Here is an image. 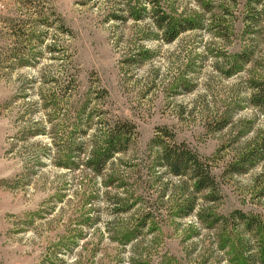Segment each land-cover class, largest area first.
<instances>
[{"label":"rangeland","instance_id":"374dc122","mask_svg":"<svg viewBox=\"0 0 264 264\" xmlns=\"http://www.w3.org/2000/svg\"><path fill=\"white\" fill-rule=\"evenodd\" d=\"M124 1L0 0V264H264L235 213L264 219V159L226 168L264 131L250 88L264 0H158L197 22L170 42L156 6L131 0L134 20ZM113 115L137 134L95 173L87 152ZM159 127L208 160L214 192L159 164ZM146 213L138 244L121 241Z\"/></svg>","mask_w":264,"mask_h":264},{"label":"trees","instance_id":"16d2710c","mask_svg":"<svg viewBox=\"0 0 264 264\" xmlns=\"http://www.w3.org/2000/svg\"><path fill=\"white\" fill-rule=\"evenodd\" d=\"M141 3L151 2L153 6V14L150 15L153 24L156 28L163 31V37L166 41H173L180 33L197 28V22L193 19L184 17H175L170 12L163 11L157 8L158 0H134ZM132 5L131 0H125L124 5L128 6L129 17L134 20H140L144 17V13L137 12L135 5ZM143 7V6H142ZM117 16V15H115ZM120 18V16L115 17ZM67 32L68 31L67 29ZM245 61V60H243ZM66 70L68 71L69 68ZM250 88L251 101L253 105L258 107L262 113H264V74L260 78L252 79ZM82 110H85L84 106H81ZM99 126L96 129L94 140L90 144L91 148L87 152L86 164L95 171V173H101L107 166L108 162L117 153L125 152L131 141L137 134V126L129 119H124L121 116L113 115V117H106L98 121ZM87 126L90 125V123ZM88 128V127H87ZM158 135L155 136L154 141L159 145V151L157 156L160 160L159 164L163 166L169 173L179 176L187 177L192 182L191 194L195 192L209 190L214 192L218 186L216 174L213 171V167L209 164L208 160L200 155L196 150L191 148L184 141H177L172 131L166 128L159 127ZM169 139V141H167ZM260 142L255 145L254 149L244 151L233 163L228 164L227 170L233 173H242L252 166L256 161L264 159V131L260 138ZM83 146V147H81ZM79 150H86L87 146L81 143ZM193 198V197H192ZM186 199L183 206L182 216L189 215L195 208L194 198ZM125 202L127 199H124ZM238 218L244 221L245 227L253 232L260 234L261 241L259 242V249L264 256V219H256V217L247 215L241 211H235ZM152 215L149 213L144 214L142 219L124 230L122 233L121 241L135 242L136 245L139 242V235L141 230L148 223L149 218ZM261 263H264V258L261 259Z\"/></svg>","mask_w":264,"mask_h":264}]
</instances>
